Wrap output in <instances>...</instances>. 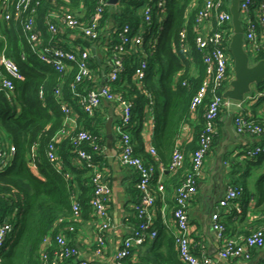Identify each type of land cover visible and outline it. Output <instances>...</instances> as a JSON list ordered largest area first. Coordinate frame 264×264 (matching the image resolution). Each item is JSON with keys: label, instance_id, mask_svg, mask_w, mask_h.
Segmentation results:
<instances>
[{"label": "trees", "instance_id": "1", "mask_svg": "<svg viewBox=\"0 0 264 264\" xmlns=\"http://www.w3.org/2000/svg\"><path fill=\"white\" fill-rule=\"evenodd\" d=\"M32 3L36 7L37 24L42 31L45 44L49 43L51 36L45 26L46 18L51 11L67 7L86 21L95 14L98 6L97 0H32ZM144 3L145 0H119L115 5L108 4L101 21L102 33L96 40L77 35L75 30L59 29L55 37L63 39L70 36L74 44L89 48L93 54L90 65L96 81L87 80L82 85L92 88L101 83L102 74L111 68L113 49L121 43L118 32L115 31L127 23L138 29ZM202 3L203 0H168L163 8L157 9L154 13V24L146 32L142 47L126 45V53L120 55L124 69L114 86V91L122 94L133 104L129 130L135 153L148 162L155 163L149 149L143 150L140 126L146 110L151 107L149 111L154 117L153 146L165 168L164 175L175 176L184 172L178 180L173 177L172 181L176 180L174 190L190 171L191 155L198 147V139L205 129L204 113L208 100L206 99L195 113L190 109L192 99L206 75L201 51L193 42L194 23ZM256 4H251L252 12ZM241 20L244 24L243 17ZM21 27L20 21L2 22L0 35V52L16 62L23 75V78H12L13 91L0 88V138L7 140L16 148L11 163L0 171V223L6 216H10L14 222L9 238L0 251V264H49L47 262L53 259L58 246L54 242L48 247L49 260L45 263L42 259L41 245L47 236L55 239L57 235L63 234L76 246L71 237L76 234L79 220L73 215L74 197L76 196L80 203L82 213L85 210L92 211L89 201L94 191L92 184L94 169L78 162L76 150L89 152L93 157V164L102 169L106 140L105 124L99 110L90 115L79 106L77 99L73 98L70 84L75 80L76 68L61 73L40 61L26 42ZM184 27L187 28L188 43L192 47V59H189L179 46L180 33ZM231 27L232 24H229L228 28ZM230 34L231 32L227 34L228 41ZM59 44L64 48L69 47L67 43ZM144 50L148 54L149 67L144 79L138 82L134 78V71L139 61L144 58ZM22 53L26 55L25 59L22 58ZM261 59L264 60V46L256 52L251 63ZM230 74L233 76L232 71ZM59 86L62 94L58 98L55 89ZM255 87L263 90L264 81ZM60 100L68 101L77 112L79 127L87 130L91 139L76 145L75 132L58 139L55 143L57 160L51 162L47 156L49 146L64 126L65 115L60 107ZM242 113L248 114L243 111ZM193 116H196L194 138L187 144L180 145L185 153V163L183 167L173 170L170 163L178 144L180 130L185 125L193 124ZM252 119L257 124L264 125L262 120L255 117ZM217 124L218 120L215 123L216 132L213 134L211 150L220 142ZM258 157L264 159V153L255 158ZM158 177L157 172L152 180L154 186ZM237 182L234 181L231 185L241 186L246 193V185ZM262 182L263 187L259 191L260 202L264 201V181ZM163 183L165 189V179ZM155 190L162 194L156 186ZM174 209L175 206L173 211ZM135 217L136 223L132 228L139 224L136 213ZM161 217L159 213L154 224L158 232ZM129 218L131 221V215ZM224 225L227 231L225 222ZM71 226L74 230L70 229ZM258 228H264V223H259L240 237H246ZM172 241L178 254L174 234ZM78 257L79 255L68 257L61 264H75L79 260ZM127 264H131V257L127 259Z\"/></svg>", "mask_w": 264, "mask_h": 264}, {"label": "built area", "instance_id": "2", "mask_svg": "<svg viewBox=\"0 0 264 264\" xmlns=\"http://www.w3.org/2000/svg\"><path fill=\"white\" fill-rule=\"evenodd\" d=\"M167 1L145 0L141 8L139 28L135 29L127 23L118 31H115L118 32L121 43L117 44L113 49L111 68L108 72L102 74L101 83L97 87L87 88L82 85L85 81H96L90 65V59L93 55L91 50L79 44L71 46L68 44V48L61 47L59 43H62L63 39L55 37V35L58 34L60 28H65L75 30L77 35H83L93 40L98 39L102 33L101 21L103 13L106 6L110 4L109 0H97L98 6L95 14L90 16L89 20L86 21H83L67 7L51 11L45 21L46 29L51 35L48 44H45L42 38V31L38 27L36 7L33 6L32 0H0V35H2V22L9 23L11 20L20 21L25 40L40 61L61 73H66L76 68L75 80L70 84V89L73 98L77 99V103L85 112L93 115L100 109L104 101L114 102L121 106L120 119L115 123L114 131L121 145L119 161L125 166L132 167L138 174L136 183V188L139 191L138 200L133 208L139 219V224L132 228L131 231L130 218H126L125 225L128 232L123 238L119 249L114 253V264H127V259L131 257L136 245L144 243L149 237L155 238L159 233L154 227L157 218V191L152 180L158 172L159 177L156 181V187H158L159 191L163 192L165 168L160 163L157 157V150L153 145L149 147V152L155 158V163L148 162L144 157L135 153L133 138L129 130L133 104L122 94L114 91V86L124 69L123 59L120 55L126 53V45L142 47L146 32L154 24L155 11L163 8ZM230 2L231 0H229V3H227V0H203L202 6L197 12L196 22L194 23L195 33L193 42L196 48L201 51L202 62L206 67V75L192 99L191 111L195 113L206 99L208 101L204 113L205 129L198 139V147L191 155V169L174 191L175 209L173 217L176 222L174 236L178 256L185 264H215L216 261L215 257L206 253L200 255L194 253L191 245L188 214L189 202L198 192L199 178L202 175L206 157L211 151L213 134L216 132L215 123L220 118L223 110L232 109L233 107L241 109L247 98L252 103L264 98V89L253 90L244 101H236L224 96V92L229 87V83L233 78L230 72H233L234 66L233 58L228 48L230 40H227V34L229 32L232 34L233 32V26L228 28V25L232 24ZM253 3H257V6L252 12L250 6ZM239 8L244 21L246 50L247 48L251 49L256 54L264 46V0L258 2L254 0H241ZM179 46L186 56L192 59V47L188 43L186 27L180 33ZM25 57L26 55L22 53V58L25 59ZM148 67V54L145 52L144 58L139 61L134 71V78L138 82L144 79ZM12 78H23V75L16 62L7 57L5 53L0 52V88L13 91L14 83ZM183 83L185 84V82ZM145 92L151 97L148 91L145 90ZM61 94V86H59L55 89V95L59 98ZM9 99H11L10 94ZM60 107L65 115V119L64 126L59 133H65L68 136L72 132H75L74 142L76 145L90 140L91 136L89 132L79 127L76 117L77 113L72 109L69 102L60 100ZM149 110H151V107H149ZM68 122L72 124V128H67ZM234 123L237 132L259 136L264 139V125L257 124L248 114L242 112L235 113ZM59 133L48 149L47 156L51 162L57 160L55 143L58 140ZM180 145L181 143L178 140L170 163V167L173 170L183 167L185 163V153ZM15 151L16 148L13 144L3 142L0 138V171L4 170L11 163ZM76 151L79 162L85 163L88 167H93L94 169L92 179L94 191L89 203L99 223L97 237L94 242V251L96 254L101 255L107 247L106 233L113 226L110 211L112 187L104 179L102 169L97 168L93 164L92 155L86 150L80 149ZM261 153H264V143L248 148L240 155V158L243 160L251 159ZM243 193L241 186L228 185L211 215L212 227L220 243L217 259L238 257L249 259L255 249L264 247V228L253 230L246 237L227 235L226 227L221 218V209L237 201ZM72 208L74 218L80 219L82 210L76 196L73 199ZM236 210L240 212L242 208L236 206ZM13 227L14 222L11 220V217H4L0 223V251L3 249L5 241L9 238ZM70 229L74 230V227L71 226ZM54 242H56L58 250L55 251L53 259L49 260L48 247ZM41 250L43 261L46 263L49 260L47 262L49 264H61L66 258L79 255L78 248L70 243V240L63 234L57 235L55 239L47 236L41 245ZM76 264L91 263L87 260H78ZM258 264H264V260Z\"/></svg>", "mask_w": 264, "mask_h": 264}, {"label": "crops", "instance_id": "3", "mask_svg": "<svg viewBox=\"0 0 264 264\" xmlns=\"http://www.w3.org/2000/svg\"><path fill=\"white\" fill-rule=\"evenodd\" d=\"M62 41L70 46L74 45L70 36L64 37ZM255 90L258 91L256 87ZM146 111L140 125L144 151H148L149 147L153 145L154 138V117L149 110ZM242 111L264 122V98L254 103L247 98L241 109L233 107L222 112L217 124L220 142L206 157L203 172L199 178L198 192L191 199L188 207L192 249L197 255L206 253L215 257V264H258L264 260V247L254 250L249 259L241 257L217 259L220 243L212 227L211 215L226 187L234 181H238L237 183L242 185L245 184L246 193L237 201L221 209V218L228 228L227 235L240 237L259 223H264V201L260 202L259 199V191L263 187L262 180L264 181V159L258 157L243 160L240 158L245 150L262 144L264 139L237 132L234 114ZM98 112L104 119V124L110 112L113 114V132L108 133L106 125L104 129L106 140L102 168L104 179L112 187L110 211L113 226L106 233L107 247L101 255L94 251L99 223L93 210H85L82 213L77 222L76 234L71 237L79 250V260H87L91 264H114V253L119 249L128 232L125 225L126 218L129 215L132 217L131 231L136 223L133 207L138 198L136 188L138 174L132 167L125 166L119 161L121 145L114 131V125L120 119L121 106L114 102L104 101ZM76 117L78 122V114ZM195 118L196 116H193V124L185 125L180 130L179 141L181 144H187L193 140ZM67 128H72L70 122L67 123ZM65 136H67L65 133H59L58 139ZM225 149L226 152L221 155L220 151ZM182 174L165 175V189L161 195L156 193L157 217H159V213L163 217L160 218L159 233L155 238L149 237L147 241L134 247L131 264H185L176 253L172 241L176 230V222L172 215L176 180L173 182L172 179L175 177L178 180ZM154 184L157 185L156 181ZM236 206H240L242 210L238 212Z\"/></svg>", "mask_w": 264, "mask_h": 264}, {"label": "water", "instance_id": "4", "mask_svg": "<svg viewBox=\"0 0 264 264\" xmlns=\"http://www.w3.org/2000/svg\"><path fill=\"white\" fill-rule=\"evenodd\" d=\"M119 0H109V3L115 5ZM241 0H231L230 12L232 14L233 32L229 42V51L233 58V78L229 87L225 90L224 96L236 101H244L255 86L264 81V60L251 63V57L246 50L244 26L241 20V11L239 8ZM108 133L113 132V114L110 112L105 121ZM225 150H221L222 155Z\"/></svg>", "mask_w": 264, "mask_h": 264}, {"label": "rangeland", "instance_id": "5", "mask_svg": "<svg viewBox=\"0 0 264 264\" xmlns=\"http://www.w3.org/2000/svg\"><path fill=\"white\" fill-rule=\"evenodd\" d=\"M247 51L249 52V55L251 57V60L253 59V56L255 55L254 52L251 50V49H248L247 48ZM3 142H8L7 140L5 139H1ZM9 143V142H8Z\"/></svg>", "mask_w": 264, "mask_h": 264}]
</instances>
